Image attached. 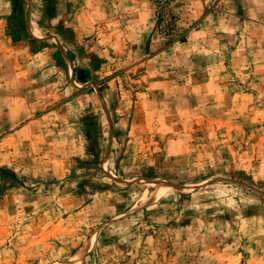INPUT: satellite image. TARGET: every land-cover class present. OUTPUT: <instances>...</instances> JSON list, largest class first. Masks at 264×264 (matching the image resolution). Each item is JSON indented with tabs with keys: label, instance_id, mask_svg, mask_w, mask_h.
Here are the masks:
<instances>
[{
	"label": "rangeland",
	"instance_id": "374dc122",
	"mask_svg": "<svg viewBox=\"0 0 264 264\" xmlns=\"http://www.w3.org/2000/svg\"><path fill=\"white\" fill-rule=\"evenodd\" d=\"M197 8L0 0V264H264V0Z\"/></svg>",
	"mask_w": 264,
	"mask_h": 264
},
{
	"label": "water",
	"instance_id": "95a60500",
	"mask_svg": "<svg viewBox=\"0 0 264 264\" xmlns=\"http://www.w3.org/2000/svg\"><path fill=\"white\" fill-rule=\"evenodd\" d=\"M112 179H113L114 181H116V182H119V183H121V184H123V185H127V186H129V185H136V184H137V185H147L148 187H156V186H158V185H168L166 182L155 183V182H145V181H143V180H130V181H123V182H122V181H119V180L116 179V178H112ZM218 182H228V180H225V179H219V180H210V181H206V182H203V183H201V184L195 186V187L192 189V191H194V190H196V189H199V188H202V187L207 186V185H211V184H213V183H218ZM231 183H234V184L239 185V186H241V187H247V186H245V185H243V184H241V183H237V182H231ZM169 186H170L171 189H173L174 191H176V192H178V193H181V194H189V193H190L189 191H185V190H183V189H181V188H178V187H176V186H171V185H169ZM247 188H249V187H247ZM249 189H251L253 192H255V193L261 195L262 197H264V195L261 194L260 192L254 190V189H252V188H249Z\"/></svg>",
	"mask_w": 264,
	"mask_h": 264
},
{
	"label": "crops",
	"instance_id": "0c3cea01",
	"mask_svg": "<svg viewBox=\"0 0 264 264\" xmlns=\"http://www.w3.org/2000/svg\"><path fill=\"white\" fill-rule=\"evenodd\" d=\"M125 2H133V0H125ZM206 2V0H189V3H190V5H196V8L198 7V4L200 3V5H203V3H205ZM129 4V3H128ZM148 6H149V10H150V15H151V12H152V10H151V6L148 4ZM130 12H132V7L130 6ZM198 9V8H197ZM196 9V10H197ZM125 12V14H126V16L124 17V21L125 22H130V20H128L129 19V17H127V16H130L131 15V13L129 12V10H125L124 11ZM201 12H202V9H200V11L198 10L196 13L194 12H192V16L194 15V14H196V16H197V14H198V17L201 15ZM190 16V18H191V15H189ZM194 17V19H195V15L193 16ZM116 19V18H115ZM131 20H132V18H130ZM206 23V19H203L201 22H199L198 24H196V27L194 28V30L195 31H199V30H201L202 28H203V26H204V24ZM189 24H191V23H189ZM187 25H185V27H186Z\"/></svg>",
	"mask_w": 264,
	"mask_h": 264
}]
</instances>
